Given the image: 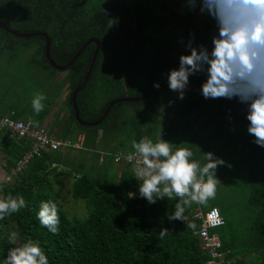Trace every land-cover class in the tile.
I'll return each instance as SVG.
<instances>
[{"label":"trees","instance_id":"1","mask_svg":"<svg viewBox=\"0 0 264 264\" xmlns=\"http://www.w3.org/2000/svg\"><path fill=\"white\" fill-rule=\"evenodd\" d=\"M153 1L0 0V22L20 33H47L52 39L51 56L59 65L68 64L90 39L100 40L102 47L93 72L77 98L81 118L96 122L111 102L147 94L154 66L160 58L170 56L179 62L178 46L170 40L174 36L162 32L174 35L178 30L181 38H188L196 31L197 18L203 15L201 39L210 49L212 47L217 27L211 16L200 13L199 7L190 10L187 5L184 14H178L173 4L158 0L160 5H156ZM161 9L170 15L159 16ZM45 49L43 37L20 39L0 28V76H12L11 64L21 54L29 55L25 68H19L20 75L13 74L16 75L14 79L0 84V118L11 115L44 126L67 91L62 107L53 116L49 134L59 139H75L84 134V149L80 152L97 157L98 162L100 157L109 154L103 163L99 162V168L91 172L85 170L84 164H70L62 152H44L22 173L2 185L0 197L22 196L27 207L0 220V264H4L6 253L12 247L8 242L11 232L18 233V242L31 239L38 243L48 257V264H207L209 256L202 249L197 234L202 221L194 218L198 204L192 203L185 208V222L169 221L168 216L174 213L178 201L164 198L149 204L139 195V181L134 172L122 166L119 175L111 156L119 151L133 153L132 141L142 138L153 142L162 138L174 146L189 148L193 154L199 150L198 137H186L182 127L177 124L166 127L165 121L156 119L160 104L168 103L164 101L167 96L171 101L168 110L174 109L173 104L179 99L178 93L169 89L167 80L168 72L177 67L170 62L162 63L156 81L160 87H155L148 100L119 103L101 125L84 127L76 121L72 95L87 76L96 45H90L65 72L50 65ZM22 71L26 72L37 93L42 92L46 97L42 102L44 109L39 114L32 108V99L26 100L17 91L22 89ZM62 74L65 78L59 81ZM189 80L195 85L203 84L206 74L191 75ZM201 95V90L187 87L184 99H179L176 107L183 120L193 118L194 112L198 113L196 108L207 107L211 125L218 116L220 123L225 125L247 127L231 124L220 117V98H209L203 106H196L201 102ZM229 107L232 112L236 107L246 109L235 98L226 101L224 111ZM232 112L229 114H234ZM237 117L245 119V116ZM0 134L3 136L0 150L8 158L6 169L10 176L12 168L31 149L32 141L13 136L7 130ZM212 140L210 137L208 142ZM253 140L248 133L245 143L248 173L246 182L240 187L244 200H238V210L234 214L231 207L220 204L210 208L218 207L225 220V224L212 234L222 241L226 258H235L236 264H264V163ZM218 145L219 140L215 150L210 148L208 152L218 157ZM205 150L207 152V148ZM260 150L264 156V148ZM69 199L83 200L88 215L80 218L66 211L64 205ZM48 201L56 203L58 208L60 223L55 234L37 218L41 202ZM188 224H194L195 228ZM162 228L169 229V234L161 239Z\"/></svg>","mask_w":264,"mask_h":264},{"label":"clouds","instance_id":"2","mask_svg":"<svg viewBox=\"0 0 264 264\" xmlns=\"http://www.w3.org/2000/svg\"><path fill=\"white\" fill-rule=\"evenodd\" d=\"M190 10L199 7L202 14L211 16L217 27L212 37V47L186 45L189 54L179 57V67L167 74L169 89L184 99L189 77L206 74L201 86L205 99H238L246 106L247 132L253 142L264 148V0H183ZM154 87L159 88V83ZM46 99L42 92L32 99L36 114L44 109ZM133 153L127 159L135 161L134 171L139 181V195L149 204L158 199H176L175 211L169 221L185 222V208L192 203H205L215 198L220 180L218 167L225 161L214 153H204V163L193 159V152L160 138L153 142L142 138L132 141ZM178 198V199H177ZM27 207L22 196L11 194L0 197V220ZM37 218L53 234L58 232L60 218L56 203L41 202ZM195 228L194 224L187 225ZM169 229L162 228V239ZM17 232H11L8 242L12 245L6 253L4 264H48L38 243L31 239L18 242Z\"/></svg>","mask_w":264,"mask_h":264},{"label":"rangeland","instance_id":"3","mask_svg":"<svg viewBox=\"0 0 264 264\" xmlns=\"http://www.w3.org/2000/svg\"><path fill=\"white\" fill-rule=\"evenodd\" d=\"M139 1L142 3L146 2V0H139ZM165 1L174 5L173 10L175 13L184 14L186 9L185 6L186 4L183 2V0H165ZM153 4L160 5L158 0H154ZM169 15L170 13H168L165 10L161 9L159 11V16H169ZM204 21H205V17L203 15H200L196 20V25L194 26L196 31H193V33H191L188 38L185 37L181 38L182 35L178 30H175L176 33L174 35L170 34L169 32H162L163 35L166 34V36H174L173 38H170V40L178 46L176 52V56L178 58L182 54H189L186 51V45L190 39L193 42V46H199L203 44L206 47H208L210 50V46L201 39V33L203 30ZM183 26L184 25L182 24L181 27ZM28 56H29L28 53H23L13 64H11L12 66L10 68V73H11L10 75L12 76H10V80L14 79L13 76H16L13 74H17V73L19 74V70H20L19 68L21 67L25 68L24 65L28 61ZM4 61L5 60H3V62ZM7 67L8 66L6 62V68ZM21 73H22L21 77L23 78V84H22V89H20L18 93L29 101L30 99L34 98V95L37 93V91L35 90V87L31 84V81L28 79L26 72L22 71ZM64 78H65V74H62L58 77V80L61 81ZM7 81L8 79H5L2 82L5 83ZM67 94H68L67 91L63 93L59 103L54 108L52 115L46 121L44 127L47 129V131H49L51 127L53 116L62 107V104ZM201 97H202L201 102H198L196 106H201L203 102L207 101L203 97V95H201ZM164 101H167L168 103L162 105L160 104L159 110L156 114L157 115L156 119L162 122L165 121L164 123L166 127L169 126L174 127L177 124L178 126L184 129V134L186 137H189L190 135H194L198 137L197 141L199 143L200 148L198 151H195L194 153L195 160H198L203 164L205 162L203 159L204 153H207L210 150V148H213L215 150L217 141L219 140V145L217 147L218 150L217 154L219 158H222L226 162L224 166L218 167L216 171V175L220 180V184L217 185V192L215 198L209 199L205 203H202L201 204L202 206L200 204L197 205L194 214L196 213V210L198 208H201L202 210L204 208V211H208L215 204H220L224 207L225 206L231 207V212L235 214V211L238 210L237 207L238 200L241 199L242 201L240 202H243L244 200V195L242 193V190H240V187L242 186V184L246 182V177H247L246 175L248 173V167L246 162L247 149H245V143L248 136L247 127L230 126L227 124L225 125L223 123H220V121L218 120L219 119L218 116L214 117L215 119H217V121H215V123L211 125L209 120L210 115L207 112V107L203 108V110L201 108H196V111L198 113L194 112L193 118L191 119L185 118V120H183L180 110L176 108L177 105L179 104L178 103L179 99L177 100L176 103L173 104V106H175L174 109L172 107V109L170 110L167 109L168 104H170L171 102L170 100L168 101V96L167 98L164 99ZM236 114L246 116V109L241 110L236 107ZM200 127H202V129H200ZM206 128H212L213 130H209ZM193 132H195V134H193ZM222 134L224 135L222 136ZM210 137H212L213 140L209 143L208 139H210ZM205 148H207V152ZM62 153L65 155V158L70 162V164H76V163L79 164L81 161H83L85 156L86 158L92 156L89 153L87 154L82 153L80 152V150H71ZM86 167L87 168L85 170L89 171L90 169L91 172L93 168L98 169L99 168L98 158L94 157L93 160L90 159L86 164ZM117 168H118L117 165H114V170H117ZM8 177L9 176H7L6 178V182L8 181L7 180ZM64 208L66 211L68 210L70 214L76 215L77 217L80 218H85L88 215V209L86 207V203L83 200L69 199L68 203L64 205Z\"/></svg>","mask_w":264,"mask_h":264},{"label":"built area","instance_id":"4","mask_svg":"<svg viewBox=\"0 0 264 264\" xmlns=\"http://www.w3.org/2000/svg\"><path fill=\"white\" fill-rule=\"evenodd\" d=\"M7 130L13 136L32 141L31 149L17 162L12 168L8 181L22 173L36 157L41 156L44 152H66L71 150H83L85 144V135L79 134L75 139H59L50 135L44 126H39L33 120L25 121L15 119L11 115L0 118V131ZM109 153L105 154L108 155ZM101 163L104 162V157ZM114 163L117 166H128L135 174V161L127 159L128 153L119 151L112 153ZM136 175V174H135ZM198 205L201 203H197ZM194 217L202 221L198 231V238L201 241L202 249L209 256L207 264H236L234 258L227 259L222 250V241L216 234H212L217 228L225 224L221 210L213 207L208 211L201 208L196 210Z\"/></svg>","mask_w":264,"mask_h":264},{"label":"water","instance_id":"5","mask_svg":"<svg viewBox=\"0 0 264 264\" xmlns=\"http://www.w3.org/2000/svg\"><path fill=\"white\" fill-rule=\"evenodd\" d=\"M0 28L5 30L7 33H9V34H11V35H13V36H15L17 38H20V39H22V38H26L27 39V38H34V37H43L46 40L45 52H46L47 60L49 61L50 65L54 69H56L58 71H61V72H65L69 68H71L74 65V63L79 59V57L82 55V53L90 45H92V44L96 45L95 54H94V57H93V60H92V64H91V66L89 68V71L87 73V76H86L84 82L73 92V95H72V103H73V106H74L76 121L81 126H84V127H97V126L101 125L104 122V120L106 119V117L109 115L111 110L114 108V106L119 104V103H139V102H144V101L148 100L152 96V94L154 93V90H155L154 84L157 81V74H158L159 68H160V66L162 65L163 62H170V63L174 64L177 68L179 67L178 60H176L173 57L165 56V57L160 58L157 61V63L155 64V66H154V70H153V74H152L151 87H150V89H149L147 94H145L142 97H125V98L113 101V102L110 103V105L108 106V108L106 109L105 113L103 114V116H102V118L100 120H98L96 122H86L80 116L78 103H77V98H78V94L86 87V85H87V83H88V81H89V79L91 77V74L93 72L95 63L97 61L99 52H100L101 47H102V43L100 42V40L96 39V38L90 39L88 42H86L80 48V50L76 53V55L73 57V59L68 64L59 65V64H57L54 61V59L51 56L52 39L49 37V35L47 33H45V32L20 33V32H17L15 30L11 29L10 27H8L7 25H5V24H3L1 22H0ZM201 86H202V84L195 85V84L191 83L190 80H189V84H188V88L189 89L198 91V90H201ZM226 100H227L226 98H221V100H220V102L218 104V111H219L220 115L222 117H224L226 119V121H229L231 123L240 124V125H248V121L247 120L240 119V118H238V119L228 118L227 116H225V114L223 112V106H224V103H225ZM255 150H256L259 158L264 163V156L262 155V152L260 150V146L255 144Z\"/></svg>","mask_w":264,"mask_h":264},{"label":"crops","instance_id":"6","mask_svg":"<svg viewBox=\"0 0 264 264\" xmlns=\"http://www.w3.org/2000/svg\"><path fill=\"white\" fill-rule=\"evenodd\" d=\"M3 76V75H2ZM0 76V84H3V80H5V79H8V81L7 82H9V80H10V76ZM6 83V82H5ZM1 86H3V85H1ZM3 89H4V87H2V92H3ZM17 91H19L18 89H17ZM3 137V136H2ZM1 134H0V142H1ZM94 157V156H93ZM93 157L92 156H90V157H88V158H91V159H93ZM88 158H84L83 159V161H81L80 163L81 164H84V165H86L87 163H88V161H89V159ZM101 158L102 157H100V160H101ZM100 163H101V161H99ZM79 163V164H80ZM7 164H8V158H7V156L3 153V152H1V150H0V188L2 187V185L4 184V183H6V178H7V176L9 175L8 174V172H7V169H6V167H7ZM122 169V166H118V170H119V175L121 174V172H120V170ZM218 208V207H217ZM235 259V258H234ZM236 260V259H235Z\"/></svg>","mask_w":264,"mask_h":264},{"label":"flooded vegetation","instance_id":"7","mask_svg":"<svg viewBox=\"0 0 264 264\" xmlns=\"http://www.w3.org/2000/svg\"><path fill=\"white\" fill-rule=\"evenodd\" d=\"M220 100H221V98H220ZM227 100H228V99H227ZM227 100H226V101H227ZM226 101H225V103H226ZM219 102H220V101H219ZM225 103H224V105H225ZM223 112H224L225 116H227L228 118L238 119L237 116H240V115L236 114V109H234V112H232V110H231L230 107L227 108V112H225V111H224V106H223ZM230 112L234 113V114H232L233 116L229 114ZM219 114H220V113H219ZM234 115H236V116H234ZM241 116H244V115H241ZM220 117H221L224 121H226V119H225L224 117H222L221 115H220ZM245 117H246V116H245ZM244 120H246V118H245ZM226 122H229V121H226ZM229 123H231V122H229ZM231 124H235V123H231ZM246 126H247V125H246Z\"/></svg>","mask_w":264,"mask_h":264}]
</instances>
